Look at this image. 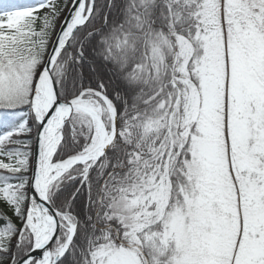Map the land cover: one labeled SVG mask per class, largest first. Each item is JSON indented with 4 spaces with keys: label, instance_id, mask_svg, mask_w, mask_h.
<instances>
[{
    "label": "trees",
    "instance_id": "1",
    "mask_svg": "<svg viewBox=\"0 0 264 264\" xmlns=\"http://www.w3.org/2000/svg\"><path fill=\"white\" fill-rule=\"evenodd\" d=\"M47 1L0 0V154L9 159L0 161V264H12L33 247L32 233H22L35 145L27 131L40 126L32 108L34 89L57 33L41 26ZM203 1L95 0L90 19L61 53L54 68L61 98L84 92L83 98L104 105L89 90L101 91L116 110L118 133L86 178V166L76 164L50 190L53 204L77 225L57 264H106L120 248L133 251L141 264H172L168 247L162 252L157 245L173 214L186 207V195L197 192L201 174L202 161L193 156L201 119L195 113L186 120L182 102L189 81L200 86L192 57L202 58L205 50ZM13 5L18 10L10 12ZM157 34H165L170 56L156 69L148 60L149 39ZM176 36L191 46L189 58L183 53L175 60ZM100 48L105 58L94 52ZM11 129L19 130L12 139L6 133ZM93 133L67 124L54 160L82 152ZM127 210L133 211L129 223Z\"/></svg>",
    "mask_w": 264,
    "mask_h": 264
},
{
    "label": "rangeland",
    "instance_id": "2",
    "mask_svg": "<svg viewBox=\"0 0 264 264\" xmlns=\"http://www.w3.org/2000/svg\"><path fill=\"white\" fill-rule=\"evenodd\" d=\"M71 1L48 0L42 8V29L57 32ZM17 10L15 5L10 7V12ZM199 16L207 26L203 57H192L200 86L193 87L189 81L182 102L186 120L195 113L201 119L202 135L193 146V156L202 161L199 188L193 198L192 191L186 195V207L173 214L163 231L164 242L157 248L163 252L168 247L172 264H264V0H204ZM176 37L175 60L183 53L189 58L191 46ZM165 38L157 34L149 39L152 57L148 63L151 60L156 69L170 56ZM96 50L105 58V49ZM76 109L74 125L93 127L95 132L92 144L68 163L98 149L102 134L105 145L114 134V127L107 130L113 111L110 103L82 101ZM58 115L53 122L58 123L53 148L61 138L59 125L66 112L59 110ZM27 132L36 136L37 130ZM12 133L11 139L19 134ZM4 160L9 161L0 154V161ZM51 160L48 175L53 182L48 191L67 168V162ZM132 213H125L128 223ZM65 222L52 257L64 249L74 225L70 218ZM33 225L29 215L25 226L32 235ZM106 264H141V260L133 251L120 248Z\"/></svg>",
    "mask_w": 264,
    "mask_h": 264
},
{
    "label": "water",
    "instance_id": "3",
    "mask_svg": "<svg viewBox=\"0 0 264 264\" xmlns=\"http://www.w3.org/2000/svg\"><path fill=\"white\" fill-rule=\"evenodd\" d=\"M86 2L87 0H72L71 4L69 5L67 14L63 19L58 29V32L54 38V41L50 48L44 67L42 68L39 77L37 79L34 90V100L37 98L43 99L45 97V89L47 88V86L49 85L52 86V96L48 102V106L44 116L39 120L40 127L35 141L34 160L32 166L31 185H30V207L28 210V216L32 211L31 206L34 203H36L40 209L46 207L50 211V213H52L54 216L53 229L48 237L44 238L39 243H35L33 248L26 255L18 259L13 264H31L35 260L37 261L44 260L45 254H48L50 256V260L46 264H57L59 259L63 256L64 252L69 248L75 235L76 226H74V230L66 242L65 249L62 250L59 254H57L56 257L53 259V261H51L52 245L57 241V239L60 236L63 227V221L66 220L67 213L60 211L52 203V201L49 198L48 188L45 192H43L39 189L38 185L42 173V166L45 155V139L51 122H53V119L56 116V114L59 112V110H63L66 112L65 117H63L59 125V130L61 132V139L53 150V155H54L59 145L62 142V138L64 137L65 125L68 122H70L75 108H79L77 102L81 100L80 95L66 102L62 100L60 94V84L54 72V67L59 56L61 55L64 48L68 45L75 31L79 27L84 25L92 14L94 8V0H91V5L89 7L87 15L84 16L83 21L76 22L73 24L75 16L81 10V8H84L85 11ZM101 96L105 98V96H103L102 94ZM106 102L109 103L107 99ZM113 117L115 122V133H114V138H115L118 132V117L115 111H113ZM109 144L110 143H108L105 146V148H103L102 153L98 156L97 159H99L107 151V149L109 148ZM79 163H83V162L80 160L74 161L70 166H68V168H66V170H64V172L69 170L75 164H79ZM41 221L42 218L40 217L39 222Z\"/></svg>",
    "mask_w": 264,
    "mask_h": 264
},
{
    "label": "bare ground",
    "instance_id": "4",
    "mask_svg": "<svg viewBox=\"0 0 264 264\" xmlns=\"http://www.w3.org/2000/svg\"><path fill=\"white\" fill-rule=\"evenodd\" d=\"M83 9V10H82ZM84 8H81V10L77 13V15L75 16L74 19V23L76 22H82L84 15ZM52 96V86L49 85L47 86V88L45 89V97L43 99L40 100H35L34 101V107H35V111H36V115L39 119H41L44 114L45 111L47 109L48 106V102L50 100ZM60 116L57 114L55 116L54 120L58 119ZM51 123L49 128H48V132H47V136H46V145H45V156H44V163L42 168H47V171L44 173L42 171L41 176H40V181H39V189L43 192H45L47 190V188L49 187L50 183L52 182L53 178L48 175L49 169L52 168L51 166V158H52V153H53V142L55 139V136L58 133V123ZM101 143L98 149H96L95 151L89 152L86 155H84L83 157H81L79 160L83 161L85 163L95 160L97 159V157L100 155V153L102 152V149L105 146V141H104V134L101 135ZM31 218L33 221V227H34V232L36 234V238H37V243L41 242L44 238L48 237L53 229V225H54V216L52 213H50V211L44 207L43 209H40L36 203H34L31 206ZM40 217L42 218V221L39 222ZM50 260V256L47 255L45 260L40 261L38 264H46L47 262H49Z\"/></svg>",
    "mask_w": 264,
    "mask_h": 264
},
{
    "label": "flooded vegetation",
    "instance_id": "5",
    "mask_svg": "<svg viewBox=\"0 0 264 264\" xmlns=\"http://www.w3.org/2000/svg\"><path fill=\"white\" fill-rule=\"evenodd\" d=\"M102 105V104H101ZM76 116V115H75ZM75 118V117H74Z\"/></svg>",
    "mask_w": 264,
    "mask_h": 264
}]
</instances>
